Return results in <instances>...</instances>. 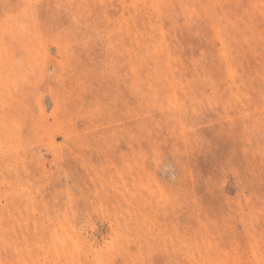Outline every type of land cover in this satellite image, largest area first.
<instances>
[{
	"label": "rangeland",
	"instance_id": "rangeland-1",
	"mask_svg": "<svg viewBox=\"0 0 264 264\" xmlns=\"http://www.w3.org/2000/svg\"><path fill=\"white\" fill-rule=\"evenodd\" d=\"M0 264H264V0H0Z\"/></svg>",
	"mask_w": 264,
	"mask_h": 264
}]
</instances>
